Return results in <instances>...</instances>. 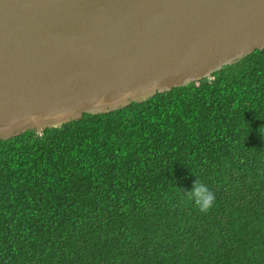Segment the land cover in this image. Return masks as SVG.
I'll return each mask as SVG.
<instances>
[{"label":"trees","instance_id":"obj_1","mask_svg":"<svg viewBox=\"0 0 264 264\" xmlns=\"http://www.w3.org/2000/svg\"><path fill=\"white\" fill-rule=\"evenodd\" d=\"M264 48L0 140V264H264ZM207 213L182 198L196 176Z\"/></svg>","mask_w":264,"mask_h":264},{"label":"water","instance_id":"obj_2","mask_svg":"<svg viewBox=\"0 0 264 264\" xmlns=\"http://www.w3.org/2000/svg\"><path fill=\"white\" fill-rule=\"evenodd\" d=\"M264 48V0H0V140L209 76Z\"/></svg>","mask_w":264,"mask_h":264},{"label":"clouds","instance_id":"obj_3","mask_svg":"<svg viewBox=\"0 0 264 264\" xmlns=\"http://www.w3.org/2000/svg\"><path fill=\"white\" fill-rule=\"evenodd\" d=\"M182 193V198L194 204L201 213H207L215 206V192H213L211 188L197 176L192 187L188 190L182 189Z\"/></svg>","mask_w":264,"mask_h":264}]
</instances>
